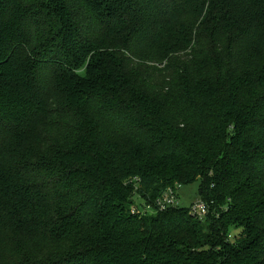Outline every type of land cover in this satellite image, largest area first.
Masks as SVG:
<instances>
[{"label":"trees","instance_id":"trees-1","mask_svg":"<svg viewBox=\"0 0 264 264\" xmlns=\"http://www.w3.org/2000/svg\"><path fill=\"white\" fill-rule=\"evenodd\" d=\"M0 264H264V0H0Z\"/></svg>","mask_w":264,"mask_h":264},{"label":"built area","instance_id":"built-area-1","mask_svg":"<svg viewBox=\"0 0 264 264\" xmlns=\"http://www.w3.org/2000/svg\"><path fill=\"white\" fill-rule=\"evenodd\" d=\"M135 184V193L138 191L139 179L133 180ZM179 188L168 189L161 197H159L153 204H148L142 201L138 195H135V203L132 207L131 214L133 216L165 213L170 209L180 208ZM189 215L193 219L204 220L210 213L209 205L204 201L197 202L189 208Z\"/></svg>","mask_w":264,"mask_h":264},{"label":"rangeland","instance_id":"rangeland-1","mask_svg":"<svg viewBox=\"0 0 264 264\" xmlns=\"http://www.w3.org/2000/svg\"><path fill=\"white\" fill-rule=\"evenodd\" d=\"M199 184L200 183L197 182L195 184L179 188L178 194L180 200V208H189L191 205L204 200L203 197L199 195Z\"/></svg>","mask_w":264,"mask_h":264}]
</instances>
